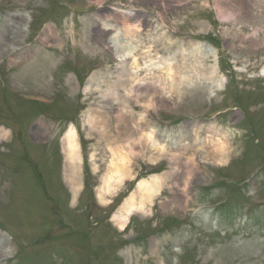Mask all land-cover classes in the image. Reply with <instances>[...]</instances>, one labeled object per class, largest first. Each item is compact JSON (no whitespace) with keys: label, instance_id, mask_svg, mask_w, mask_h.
Instances as JSON below:
<instances>
[{"label":"rangeland","instance_id":"374dc122","mask_svg":"<svg viewBox=\"0 0 264 264\" xmlns=\"http://www.w3.org/2000/svg\"><path fill=\"white\" fill-rule=\"evenodd\" d=\"M124 16L137 24L138 37L153 40L157 58L139 53L132 94L125 90L132 60L118 66L107 47L122 55L120 47L131 45ZM188 43L206 48L196 52ZM163 57L188 76L195 71L179 98L157 95L172 111L165 116L142 109L135 97L145 96L142 84L152 76L166 82ZM30 64L40 78L26 70ZM34 100L53 105L45 110ZM242 101L254 116L230 111ZM120 112L134 118L133 128L152 132L168 154L135 149L134 180L118 192L120 200L112 197L113 206L101 209L95 195L112 149L126 145L117 138L125 134ZM72 121L82 140L83 193L75 204L62 179L61 154ZM253 127L263 149L246 131ZM0 131V241L7 243L0 264H264V0H0ZM205 138L230 147L222 164H214ZM170 153L180 167L189 158L202 165L188 199L181 191L185 173L167 161ZM152 176H166L153 217L134 216L119 233L109 209ZM234 182L246 186L231 196Z\"/></svg>","mask_w":264,"mask_h":264},{"label":"bare ground","instance_id":"6f19581e","mask_svg":"<svg viewBox=\"0 0 264 264\" xmlns=\"http://www.w3.org/2000/svg\"><path fill=\"white\" fill-rule=\"evenodd\" d=\"M244 1V0H243ZM165 9V8H164ZM125 18V34L127 35L126 43L131 42V45H128L127 47L122 48L120 47V50H125L122 55H118V58L120 60V66L125 65L126 59L132 60V68H131V79H128V81H131L130 89H125L126 91H129L134 93L133 90V83H137L138 77L135 76L136 72L140 69L141 63H140V55L143 56V60L148 59V55H150V60L154 59L151 57L153 51L151 48H153V40L145 39L142 37H138L137 34L139 31V27L135 23H130L132 21L130 16H124ZM107 31V30H105ZM113 40H115V37H113ZM135 40H138L136 42ZM136 42V43H134ZM108 48L112 49V52L117 51V48L111 46L109 43L107 44ZM144 45L146 46L144 48ZM189 46H193L195 48L194 51L196 52H202L203 48H206L203 44L198 43H188ZM146 49V50H145ZM193 52V51H192ZM148 53V55H147ZM191 54V53H190ZM194 54V53H192ZM155 57V56H154ZM157 59V58H155ZM154 59V60H155ZM185 59V57H184ZM160 60L167 61V66L165 67L167 70V80L164 82L162 79L157 78L155 76L150 77L148 80L144 81L146 84H142L145 88L148 89V92L144 95L135 94V97L137 98V105H144L146 108H150L154 106L155 102H158L157 95H163L167 94L166 98H175L180 97V87L184 86L186 83H189L187 80L192 79V74L195 73L194 69L190 72L191 75H187V72H183L182 69L176 65L174 67L173 58L166 59L165 57L161 58ZM146 67L150 68V65H147L145 63ZM152 68H155L156 66L152 63ZM151 69V68H150ZM29 73L33 74L32 76L36 79L40 78L39 73L41 72L40 69H38L35 65H28L26 68ZM182 76L181 80H177L178 77ZM216 75V74H215ZM215 77V76H213ZM123 78V77H122ZM122 78H119V83L122 84ZM139 83H141L139 81ZM168 83V84H166ZM120 87H124V85H121ZM141 88V85H139ZM115 90V89H114ZM112 89H110V92ZM159 93V94H158ZM115 93L113 92L114 96ZM111 97V96H110ZM116 99H119L118 95ZM162 104L166 105L164 102L161 101ZM92 114H101L98 111H91ZM134 112V111H133ZM117 117L121 122L124 123V129L125 134H119L117 138L121 139L120 141L126 142V145L124 144H116V141L113 140L115 147L112 149V160L109 163L104 177L102 178V185L98 188L97 191V198L99 202L103 205H106L109 203V201L106 199L107 196L114 195L115 191H119L121 187L124 185L126 181L133 180L135 177L133 175V170L130 166V157L133 154V151L135 149L140 148V152L144 151H150L158 155L159 157L162 155L168 154L165 145H161L153 136V133H142L141 129L142 126H137L133 128L130 125V121L133 120V117H127L124 112L118 113ZM129 119V120H128ZM145 125V122L142 123ZM69 130L66 131L65 136L63 137V143H62V152L65 157V170H64V180L65 184L67 185L68 189L70 190L72 194V201L73 203L77 200L80 192H81V181H80V157H79V145L76 139V133L74 128L71 126L68 128ZM127 134V135H126ZM125 135V136H124ZM5 137V133L3 131H0V138ZM125 138V139H124ZM209 138V137H207ZM205 138V139H207ZM124 139V141H123ZM204 139L203 144L206 143V145H212L214 154L212 155L214 159H216L217 162H214V164H222V161L228 157L229 152H231L230 147L226 144L224 145L222 141L215 143L213 140H209L208 142ZM185 140V139H184ZM196 144L202 145V140L197 139ZM187 145V143H185ZM205 147L202 146V150ZM200 150V149H199ZM128 154V155H127ZM183 155V154H181ZM170 158L173 162L176 163V168L178 170L183 169V172L185 173V181H182V193L185 191V194L187 193V188L189 185H191L193 181V175L195 174L194 170L199 171V168L202 165H195V160L193 158H189L188 160H185L182 163V166L180 167V161L179 156L170 153ZM203 160V159H202ZM179 161V162H178ZM179 164V165H178ZM177 165L180 167L178 168ZM166 181V176H152L150 180L148 181H141L137 187V191L132 194L128 200L125 202L124 206H122L119 211L113 216L112 220L114 225L120 229L121 231L126 228V226L129 223V217L139 214L143 216L149 217L151 214L152 207L154 205L155 199L160 195L161 190L163 189V185ZM184 185V186H183ZM188 194H186L187 196ZM184 196V195H182ZM188 199V196L186 197ZM1 238V237H0ZM2 240V238H1ZM6 245L4 241H0V254L6 252Z\"/></svg>","mask_w":264,"mask_h":264}]
</instances>
